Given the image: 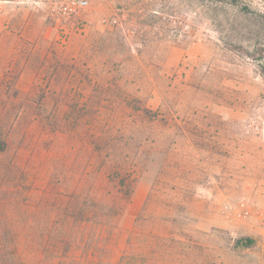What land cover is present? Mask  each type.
I'll return each instance as SVG.
<instances>
[{
	"label": "rangeland",
	"instance_id": "obj_1",
	"mask_svg": "<svg viewBox=\"0 0 264 264\" xmlns=\"http://www.w3.org/2000/svg\"><path fill=\"white\" fill-rule=\"evenodd\" d=\"M238 4L87 0L68 18L71 0H0V241L17 264H65L39 232L95 193L124 205L116 254L142 223L157 264H264V0Z\"/></svg>",
	"mask_w": 264,
	"mask_h": 264
},
{
	"label": "trees",
	"instance_id": "obj_2",
	"mask_svg": "<svg viewBox=\"0 0 264 264\" xmlns=\"http://www.w3.org/2000/svg\"><path fill=\"white\" fill-rule=\"evenodd\" d=\"M225 1L234 6L239 5V0ZM72 16L74 15L70 17ZM0 147L4 149V140H0ZM128 196L129 192H123L121 195L122 198ZM106 197L105 194L95 193L83 197L79 202H71L65 208V219L61 223L45 224V228L39 232L42 237L45 236V253L48 255L66 253L65 264H157L156 235L149 231L150 237H146L142 223L136 224L134 229L128 232L124 248L118 254L115 253L119 246L114 235L117 221L115 214L117 217L120 216L124 205L115 200L110 202ZM76 210L80 213V220L70 221ZM110 212L113 218H110ZM91 220L93 221L88 223ZM237 241H243L244 247H250L253 243V239L249 237ZM40 245L43 247V244ZM8 246L6 241H0V264H17L19 259L10 256L13 246ZM78 251L80 255H77Z\"/></svg>",
	"mask_w": 264,
	"mask_h": 264
},
{
	"label": "built area",
	"instance_id": "obj_3",
	"mask_svg": "<svg viewBox=\"0 0 264 264\" xmlns=\"http://www.w3.org/2000/svg\"><path fill=\"white\" fill-rule=\"evenodd\" d=\"M87 4V0H71V5L68 10L64 11V15L70 17L76 15L80 8Z\"/></svg>",
	"mask_w": 264,
	"mask_h": 264
}]
</instances>
